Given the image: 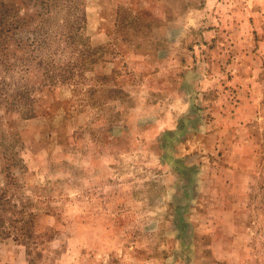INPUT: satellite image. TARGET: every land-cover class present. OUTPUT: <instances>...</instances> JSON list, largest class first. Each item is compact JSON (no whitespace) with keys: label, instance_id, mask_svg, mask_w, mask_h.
Returning <instances> with one entry per match:
<instances>
[{"label":"rangeland","instance_id":"rangeland-1","mask_svg":"<svg viewBox=\"0 0 264 264\" xmlns=\"http://www.w3.org/2000/svg\"><path fill=\"white\" fill-rule=\"evenodd\" d=\"M4 1L15 38L46 21L76 51L33 116L0 104V187L42 234L0 238V264H264V0ZM15 50L0 81L38 89Z\"/></svg>","mask_w":264,"mask_h":264},{"label":"trees","instance_id":"trees-1","mask_svg":"<svg viewBox=\"0 0 264 264\" xmlns=\"http://www.w3.org/2000/svg\"><path fill=\"white\" fill-rule=\"evenodd\" d=\"M37 1L43 6L46 14L52 11L53 6L63 8L68 15L72 16L79 13L78 9L81 5V0H65L64 3H59L58 1L55 3L53 0H34L33 3ZM5 3L4 0H0V7H4ZM0 15L5 17V13L0 12ZM79 17L76 14L74 20L80 21ZM17 26L13 23L11 24V21L7 23L0 21V55L3 56L0 58V66H3L1 70L3 73L14 70L15 63L10 62V59L14 57L8 56L12 46H15L17 49L14 51L15 56H17L20 50L22 54L20 59L22 64L20 70L24 71V76H21L22 79L27 78L29 82V78L37 76L36 83L38 84L35 86L38 89L29 87L27 82L18 83L19 81L15 89V85L11 87L10 83H5L1 80L0 104H4L6 113L17 110L22 112L26 117H31L36 112L34 104L36 99L33 94L36 91H40L47 84H51L49 79L50 74L58 70L60 58L62 57V60L66 58V53L72 55L71 53L75 52L76 49L73 45L74 41L70 40V32L53 31L50 29L53 26L50 25L48 27L46 21H38L34 27H30L27 30L29 36L22 40L20 39L21 37L15 38L19 31ZM54 41H58V43H54ZM20 44H22V49L19 48ZM60 44L62 45L60 46ZM14 59L17 61L16 58ZM33 59L40 61L39 67H28L26 61H32ZM61 65L59 70L61 69ZM34 69H37L38 72L34 73ZM67 74H69L68 71ZM60 76L62 81L67 78L65 75ZM38 78H41V81ZM0 146L3 147V162L7 164L2 167V171L4 172L12 163L19 162L21 159L17 155V150H14L13 143L8 144L5 142L4 134L0 135ZM9 146L10 149H8ZM7 185L8 183L4 187H0V238L12 235L18 242L26 245V254L30 256L34 251L32 249L33 244L37 243V238L42 236L41 233L35 232L33 219L36 212L30 209L29 199L16 195V192L11 191L9 193L8 188H6ZM27 264H33L32 257L27 259Z\"/></svg>","mask_w":264,"mask_h":264}]
</instances>
